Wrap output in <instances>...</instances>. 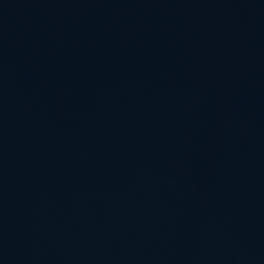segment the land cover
Returning <instances> with one entry per match:
<instances>
[{
	"label": "water",
	"instance_id": "obj_1",
	"mask_svg": "<svg viewBox=\"0 0 264 264\" xmlns=\"http://www.w3.org/2000/svg\"><path fill=\"white\" fill-rule=\"evenodd\" d=\"M0 264H264V0H0Z\"/></svg>",
	"mask_w": 264,
	"mask_h": 264
}]
</instances>
